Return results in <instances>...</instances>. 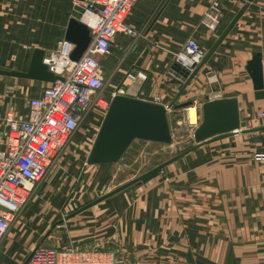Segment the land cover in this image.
I'll return each instance as SVG.
<instances>
[{
    "label": "crops",
    "instance_id": "obj_1",
    "mask_svg": "<svg viewBox=\"0 0 264 264\" xmlns=\"http://www.w3.org/2000/svg\"><path fill=\"white\" fill-rule=\"evenodd\" d=\"M72 1L0 0V69L26 71L34 48L45 54L55 49L69 18L76 17ZM214 1L137 0L126 22L138 35L117 34L111 53L102 59L105 90L122 87L124 95L149 101L158 94L163 105L190 102L175 110L187 118L193 107L196 121L203 102L236 97L240 120L253 130L197 145L148 182L84 208L109 191L89 194L87 188L97 186L115 165L85 164L105 113L93 107L85 117L87 133L75 134L78 141L65 145L0 241V264H20L55 230L62 236L54 247L110 249L116 264H264V164L251 159L264 140V119L257 117L264 112V90L254 88L246 70L252 52H259L264 74V0H217L223 15L212 31L200 21ZM241 9L212 55L178 82L173 75L186 73L175 64L174 54L184 42L193 37L207 54ZM46 83L0 75V92L13 87L15 101L21 103ZM259 134L262 138L255 142L253 135ZM66 165L77 173L75 183L64 184ZM62 219L65 226L57 227ZM9 253L14 259L1 263Z\"/></svg>",
    "mask_w": 264,
    "mask_h": 264
},
{
    "label": "built area",
    "instance_id": "obj_2",
    "mask_svg": "<svg viewBox=\"0 0 264 264\" xmlns=\"http://www.w3.org/2000/svg\"><path fill=\"white\" fill-rule=\"evenodd\" d=\"M136 1L73 0L72 10L80 14L78 18L88 27L90 34V41L81 56L72 60L70 55L74 44L61 39L55 49L43 56L48 70L59 77L47 82L38 94L23 97L21 103H16L13 87L5 86L0 92V142L3 145L0 148V241L87 113L101 102H104L103 106L100 105L101 109L106 111L116 94H125L122 87L109 92L105 90L101 58L111 53L117 34L138 35L126 22ZM80 6L81 11L78 10ZM86 14L94 17L92 22L82 20ZM222 15L220 3L216 0L200 24L209 30H217ZM205 55L206 49L189 37L174 54L175 64L186 75L174 74V78L183 83ZM160 101L161 96L155 95L153 102ZM165 106L168 113L175 110L172 104ZM257 117L264 119V112H258ZM261 133L264 138V126ZM251 159L264 164V140L260 147L253 150ZM64 226L65 220L62 219L57 227ZM116 263L115 251L110 249L38 244L20 264Z\"/></svg>",
    "mask_w": 264,
    "mask_h": 264
},
{
    "label": "water",
    "instance_id": "obj_3",
    "mask_svg": "<svg viewBox=\"0 0 264 264\" xmlns=\"http://www.w3.org/2000/svg\"><path fill=\"white\" fill-rule=\"evenodd\" d=\"M242 12L243 9L239 10L221 32L214 44L209 48L203 61H206L212 55ZM61 39L68 40L74 44L70 58L77 60L90 41L89 29L79 18L71 16L68 20L64 36L58 38L57 42ZM44 54L45 51L42 48H34L26 71L0 69V75L52 82L59 76L54 75V73L48 70L47 65L43 62ZM246 70L252 79L254 88L264 90L262 56L259 52H252L251 58L246 63ZM189 104L190 102L174 105L173 108L177 109ZM200 114L201 119L192 131L194 142L192 146L104 193L87 203L84 208L134 184L148 182L157 176L163 167L197 145L218 139L224 135L247 133L253 130L246 127L245 121L240 120L236 97L208 99L201 104ZM172 137L173 133L170 129L167 107L165 105L132 96L116 94L110 100L104 113L85 164L115 163L136 139L168 144L171 143ZM84 208H81V210Z\"/></svg>",
    "mask_w": 264,
    "mask_h": 264
},
{
    "label": "rangeland",
    "instance_id": "obj_4",
    "mask_svg": "<svg viewBox=\"0 0 264 264\" xmlns=\"http://www.w3.org/2000/svg\"><path fill=\"white\" fill-rule=\"evenodd\" d=\"M75 15H76V17L77 16L80 17L79 13H75ZM102 59L103 58H101L102 67L104 68V62ZM103 103L104 102H101L98 106V109L100 111L102 110L100 105L103 106ZM189 108H188L187 114L191 115V111L189 110ZM193 113H194V120L190 121L188 118H183L181 116L182 110L181 111H177V110L170 111L168 113V120H169L171 132L173 133L171 143H169V144L150 143V142L147 143L146 141L140 140V139L134 140L129 145V147L126 149V151L123 153L121 158L117 161V163H114L115 165H112L113 168H112L111 173L106 175V177H104L103 180L97 181L96 182L97 186H95L93 188L89 186L87 188V192L90 194V192L92 193V191L95 193L103 192V191H107V190L110 191V190L118 187L119 185L127 182L128 180L135 178L136 176L140 175L141 173L149 170L150 168L154 167L155 165L169 159L170 157L187 150L190 146H192L194 144L193 139H192V131L201 119L200 107L198 110L197 121H196V114H195L194 108H193ZM184 117H187L186 114L184 115ZM85 121H86V119L78 126L76 133H74L71 136V138L68 142H70L72 139H73V141H78V139L75 137V134L76 135L80 134L79 136H81V135H84L85 133H87L88 126H87V124H85ZM179 121H180V123H179ZM90 130H92L93 132L96 131L95 128L94 129L91 128ZM92 131H91V133H93ZM259 133H260V131H259ZM261 134H259L257 136L253 135L255 142H257L258 139L262 138ZM93 138H94V136H91V140ZM68 151H71L70 146L67 147L66 152L68 153ZM60 154H61V152L58 155H56V157L54 158V163L48 169L45 176L50 171V169L54 166V164H56L59 161ZM45 176H44V178H45ZM63 176H64L63 179H65L64 184H69V181H72L73 183H75L74 179L76 178L77 173H74V171H72L70 165H66L64 168V175ZM73 183H71L72 185L70 186V189H72V191H77V188H75V186H74L75 184L73 185ZM66 186L67 185H65V187ZM128 188H130V187H128ZM22 210H24V208H22ZM22 210L19 212L16 219L21 214ZM55 233H56V230L50 235L47 242L45 241L42 245H44V246H55V244L57 243V240H60V238L62 236V234L58 233V231L56 233V234H58V236L54 235ZM9 255H10V253L5 254L4 256H1V258H3L1 260V263H2V261H3V263L4 262L10 263V259L11 260L14 259L13 257L10 258Z\"/></svg>",
    "mask_w": 264,
    "mask_h": 264
},
{
    "label": "bare ground",
    "instance_id": "obj_5",
    "mask_svg": "<svg viewBox=\"0 0 264 264\" xmlns=\"http://www.w3.org/2000/svg\"><path fill=\"white\" fill-rule=\"evenodd\" d=\"M93 18H94V17H93L92 15H88V14H86V15H84V16L82 17V20H83V21L92 22V21H93ZM189 110L191 111V115H190V114H187V118H188L190 121H193V120H194L193 108L190 107ZM168 144H169V143H168Z\"/></svg>",
    "mask_w": 264,
    "mask_h": 264
}]
</instances>
